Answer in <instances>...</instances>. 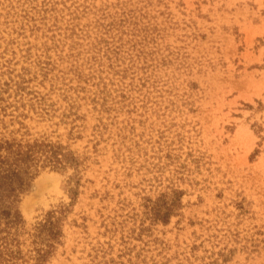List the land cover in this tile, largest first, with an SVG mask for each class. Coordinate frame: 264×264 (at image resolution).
<instances>
[{
  "label": "rangeland",
  "instance_id": "rangeland-1",
  "mask_svg": "<svg viewBox=\"0 0 264 264\" xmlns=\"http://www.w3.org/2000/svg\"><path fill=\"white\" fill-rule=\"evenodd\" d=\"M35 141L73 159L19 162L0 264H264V0H0V153Z\"/></svg>",
  "mask_w": 264,
  "mask_h": 264
},
{
  "label": "trees",
  "instance_id": "trees-1",
  "mask_svg": "<svg viewBox=\"0 0 264 264\" xmlns=\"http://www.w3.org/2000/svg\"><path fill=\"white\" fill-rule=\"evenodd\" d=\"M26 148V149H25ZM25 148L18 144L14 150L9 149V153H0V203L13 199L15 191L14 182L24 183L23 178L19 175V162L26 159H37L44 157V161L54 167H62L65 162L73 159L69 152H64V148L52 142L35 141L28 143ZM14 167V168H12ZM10 203V202H9ZM4 214H9V210H3Z\"/></svg>",
  "mask_w": 264,
  "mask_h": 264
}]
</instances>
